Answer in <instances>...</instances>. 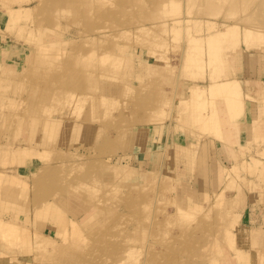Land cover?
Here are the masks:
<instances>
[{
    "label": "rangeland",
    "instance_id": "rangeland-1",
    "mask_svg": "<svg viewBox=\"0 0 264 264\" xmlns=\"http://www.w3.org/2000/svg\"><path fill=\"white\" fill-rule=\"evenodd\" d=\"M243 55L264 0H0V264H242L264 140L206 85Z\"/></svg>",
    "mask_w": 264,
    "mask_h": 264
},
{
    "label": "crops",
    "instance_id": "crops-1",
    "mask_svg": "<svg viewBox=\"0 0 264 264\" xmlns=\"http://www.w3.org/2000/svg\"><path fill=\"white\" fill-rule=\"evenodd\" d=\"M238 61L231 63L233 76L242 81L245 94L255 99L245 101V111L237 123L238 127L233 129L232 137L224 134L236 156L239 155V149L247 148L256 139L264 140V87L257 84L264 81V69L258 70L259 66H255L253 56L243 55ZM226 140H213L215 149L217 147L214 156L218 164H221L223 144ZM258 153L260 154L257 156L264 161V156H261L264 155V148ZM240 223L235 230V237L237 248L246 255L242 264H264V183L258 192L248 198L240 214ZM231 254L233 259L231 264H239L233 252Z\"/></svg>",
    "mask_w": 264,
    "mask_h": 264
},
{
    "label": "bare ground",
    "instance_id": "bare-ground-1",
    "mask_svg": "<svg viewBox=\"0 0 264 264\" xmlns=\"http://www.w3.org/2000/svg\"><path fill=\"white\" fill-rule=\"evenodd\" d=\"M11 9H14V8H11ZM21 13H23V11L21 12ZM230 32H232V30L230 31ZM223 33V32H222ZM222 33H216V37H217V35L219 36H221L222 38H223V34ZM227 33H229V31H225V34H224V36L227 34ZM216 37H211V39L210 40H213L212 38H214V40L216 39H220V37H218V38H216ZM197 40V39H196ZM209 40V39H208ZM229 74V73H228ZM225 75L224 74V76H221V75H219V77H215V76H213V80L210 82V84H208V85H206L207 87H208V89L209 88H211L212 89V91L214 92V94H215V92H217V91H219V90H221V92H222V89H223V91H224V89L226 88V90H225V92L227 91V90H229V89H227V87H230L229 85H231V86H233V85H236V87H237V85L239 86V85H243L242 84V81L240 80V79H238L237 77H230V76H232L231 75V73L229 74V75ZM244 81V80H243ZM259 83H261V82H259ZM258 84V83H257ZM200 88V87H199ZM202 88H204L203 86H202ZM206 89V88H205ZM205 89H202L203 91H205ZM230 89H232V88H230ZM211 91V92H212ZM208 93H209V91H208ZM213 94V93H212ZM213 94V95H214ZM219 94H220V92H219ZM223 94V93H222ZM211 95V94H210ZM214 96H216V95H214ZM210 97V96H209ZM212 98H213V96H212ZM258 162V161H257ZM259 163H261V162H259ZM133 171L134 169H129V171ZM141 173V172H140Z\"/></svg>",
    "mask_w": 264,
    "mask_h": 264
}]
</instances>
